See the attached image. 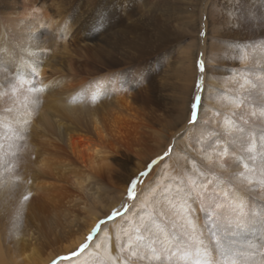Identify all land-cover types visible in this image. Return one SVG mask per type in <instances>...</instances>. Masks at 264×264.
<instances>
[{
	"label": "rangeland",
	"instance_id": "374dc122",
	"mask_svg": "<svg viewBox=\"0 0 264 264\" xmlns=\"http://www.w3.org/2000/svg\"><path fill=\"white\" fill-rule=\"evenodd\" d=\"M27 1L31 0H0V21L5 23L12 20L14 15L21 13L20 7ZM36 1L43 3L48 13L53 16L55 14L58 23H64L59 32L62 47L54 56L59 73L50 69L46 70L45 75L49 79L52 76L54 81L61 79V72L63 75L70 73L74 78L85 82L95 80L98 75L94 73L98 72L97 69L104 68L106 63L95 57V53L99 52L98 47L93 51L91 48L86 49V44L80 38L87 32H95L100 40L104 37L111 40L114 36L110 35L115 31L111 28L118 19L128 22V19L143 18L150 26L148 30L151 35L158 34L162 43L161 50L155 51L151 58L154 63L153 83H147L141 100L128 98L127 95L125 97L134 108L138 128L127 135L128 142L118 153L110 155L109 161L99 166L98 174L88 168L84 169L77 158L62 146L75 168L65 175V192L71 198H66L60 206L41 202L36 195L27 200L22 198L28 181L16 164L19 152L16 148L8 154L10 161L3 169L6 173L3 172L4 175L0 176L1 264H21L33 252L38 257L33 264L47 262L57 252L70 253L59 255L46 264H53L54 261L56 264H110L106 259L108 256L90 251L89 248L79 256H72L85 242L86 239L80 243L96 214H101L100 219H105L112 209H120L123 204L129 205L128 213L103 225L102 234L100 231L89 245L90 247L96 242L99 234L103 237L108 231H112L111 236L117 249L114 253L120 255L118 243L127 239L124 233L131 234L139 225L136 212L141 213V217H146L147 214L157 212L158 201L164 197H169L171 201L173 198L177 199L178 187L188 190V177L196 174L192 170H196L198 158L204 156L199 151L201 147H207L204 148L205 152H210L212 148L209 146L217 144L218 149L224 145L232 148L233 144L228 143L229 138L224 132L225 121L231 118L225 101L230 99L227 86H230L231 77L239 65L231 64L229 59L233 48H237L240 53L245 52L247 47L256 45L255 40L261 33L259 25L264 17V7L258 4L259 0ZM131 10L134 13L130 15ZM101 42L104 43L103 40ZM102 43L99 42L104 47ZM201 61L206 69L203 73L199 68ZM128 69L106 73V77L114 78L119 86L124 87L125 77L135 76L136 72V69ZM208 76L219 84L213 90L215 95L211 96L216 109L210 108L211 116L207 110L206 118L199 121ZM201 79L203 83L198 89L196 84ZM196 95H201L202 100L198 108L197 123L193 126L188 121ZM250 106L254 108L253 105ZM17 132L13 131L11 137L5 140L17 139V142ZM201 139L205 140L204 145L197 143ZM177 141L178 146L175 147ZM81 144L83 145V140ZM169 149V155L158 160L148 175L139 177V173L146 171L152 160L164 156ZM147 160L150 161L146 165ZM122 162H126L125 167L120 166ZM141 169L143 170L140 171ZM84 172L91 173L90 177ZM137 177L141 181L136 188L137 198L129 200L127 191L130 181ZM165 188L170 191L165 192ZM149 199L151 204L146 203ZM189 200L195 204L198 201L194 198ZM109 206L110 210L107 209ZM117 236L120 237L119 242Z\"/></svg>",
	"mask_w": 264,
	"mask_h": 264
},
{
	"label": "bare ground",
	"instance_id": "6f19581e",
	"mask_svg": "<svg viewBox=\"0 0 264 264\" xmlns=\"http://www.w3.org/2000/svg\"><path fill=\"white\" fill-rule=\"evenodd\" d=\"M258 4L264 7V0H259ZM20 10H22L21 13L14 15L12 20L5 23L0 21V176L6 173L3 169L10 161L8 154L16 148L19 150L16 164L28 181L22 196L30 193V197L39 196L41 202L60 206L66 198H71V195L65 192L67 183L65 175L75 170L73 162L68 160L62 146L77 158L84 169L88 168L89 171L98 174L99 166L106 164L110 155L118 153L128 142L127 135L138 128V118L134 108L125 97L127 95L128 98L141 100L147 83H153L154 63L151 58L155 51L161 50L162 43L158 34L151 35V31L148 30L150 26L143 18L128 19V22L118 19L111 28V30L115 29L110 35L114 36L111 40L104 37L102 39L104 43H102L95 32H87L80 38V41L86 44L84 46L86 49L91 48L93 51L95 47H98L99 52L95 53V57L106 63L104 68L97 69L98 72L94 73L98 75L95 80L85 82V80L74 78L70 73L63 75L61 72L60 75H63L60 76L61 79L54 81L52 76L49 79L45 75L46 70L50 69L59 73V68L54 63V56L55 52L62 47L59 32L64 23L63 21L58 23L55 20L57 18L55 14L53 16L48 13L44 4L37 3L36 0L27 1ZM132 13H134L133 10L130 11V15ZM259 26L261 33L255 40L256 45L253 44L254 46H249L245 52L240 53L237 52V48L232 49L229 60L231 64L237 63L239 66L231 77L230 86H227L230 99L225 101L227 113L231 119L239 120L242 115L250 122L245 125L246 130L253 131L257 136L264 127L259 99L256 97L245 99L239 108L236 107V103L237 98H244L247 95L245 89L241 87L245 84V80L255 82L264 77V17ZM99 42L105 46L102 47ZM222 64L227 65L225 62ZM125 68H131L134 71L136 69L135 76L125 77L127 86H119L114 78L107 79L106 73L111 74L112 71ZM17 76L29 83L20 88L16 97L11 98L9 81L15 83ZM207 79L199 121L206 118L207 110L208 115L211 116L210 108L216 109L211 96L215 95L213 90L219 87V84L217 85L209 76ZM32 86L42 88L43 91L29 93L27 89ZM4 93L9 95H3ZM26 97L29 101L35 100L38 103H28L25 107ZM253 112L256 113L255 116L252 115ZM24 121L28 123L25 124ZM21 128L24 130L23 140L19 139L17 142V139L5 140L11 137L13 131ZM229 142L230 139H228ZM176 146L178 141L175 143ZM231 146L232 148L228 147L229 154L223 158V169L218 165L210 164L205 156L198 158L199 162L195 168L204 172L207 177H211L213 173L221 177L223 183L218 190L222 189L229 193L227 199L220 198L223 206L218 210L221 214L222 226L226 230L229 251L224 256H220L213 250L212 257L217 264H231L233 260L236 264H260L264 259V188L255 184L258 177H253L254 186L251 188L247 183L241 184L235 178V174L243 169L236 159L241 155L238 145ZM222 148L220 146V149ZM188 151L191 152L190 149ZM216 159L213 153V161L215 162ZM149 161L147 160L146 165ZM125 164L126 162H122L120 166L125 167ZM77 171L81 170L77 169ZM192 171L195 173V170ZM84 173L90 177L91 173ZM176 195H178L177 199L173 198L171 204L163 209L166 216L161 218L157 215L158 221L153 225L152 233L145 234L148 240L155 241L153 246L158 251L162 248L168 249L165 256H171V252L177 250L171 237L173 233L181 234V225H185L184 231H188L187 219H192L197 225L199 232L202 233L201 239L204 244H210L209 233L204 227L205 214L199 210V201L195 204L188 199L185 205L184 200L178 198L179 192ZM149 201L151 200H147L146 203L151 204ZM237 204H242V213L234 207ZM182 205L183 213H181ZM107 209L110 210L111 206ZM156 211L157 214L161 211L160 205ZM135 214L138 215L137 222L140 224L141 213ZM100 217L101 214H96L92 219L80 243L87 238L90 229L95 226ZM173 225L176 227L174 228ZM101 234L89 247L90 251L100 252L104 256L110 254L115 264H120L122 255L114 253L117 249L114 238L111 236L112 231H108L103 237ZM181 238L186 237L181 234ZM183 251L188 253V260L181 259ZM183 251H178L177 256L171 257L170 264H194L197 258L195 243ZM200 251L202 252L203 249ZM69 253L57 252L51 259L54 260L59 255ZM35 256L33 252L26 262L21 264L36 263L38 257L35 258ZM51 259L40 264H46L52 261ZM136 264H147V262L137 261ZM153 264L158 262L154 261Z\"/></svg>",
	"mask_w": 264,
	"mask_h": 264
},
{
	"label": "snow or ice",
	"instance_id": "6c2138e0",
	"mask_svg": "<svg viewBox=\"0 0 264 264\" xmlns=\"http://www.w3.org/2000/svg\"><path fill=\"white\" fill-rule=\"evenodd\" d=\"M200 71L203 73L205 69V64L203 61L199 65ZM38 75V73H36ZM16 82L11 84V98L16 97L20 88L23 85L29 83V81L24 80L22 77L17 76L15 78ZM202 79L197 81L196 87L199 89L202 86ZM245 89L247 95L244 98H237L238 102L236 107L239 108L241 104L244 103L245 99H251L256 97L260 101V115L264 117V77L256 80L255 82L251 80H245V84L241 85ZM29 93H35L38 91H43L42 88H36L34 86L27 89ZM3 95H9V93H4ZM202 100L201 95H196L191 104V118L188 123L195 126L197 123L198 117V108ZM28 103L36 104L38 101L25 98L24 106L27 107ZM11 111V109H8ZM235 115V113H233ZM253 116L256 115L255 112L252 113ZM25 124L28 121H24ZM249 120L244 119L241 115L239 120H234L231 118L226 119L224 124L225 135L230 139V142L234 145H238L239 151L241 153L236 159L242 167V171H239L235 174V178L241 183H247L248 186H254L253 177H258L255 180V184H258L260 187L264 188V127L261 128L259 136H257L253 131L246 130L245 125H248ZM253 127H257L253 125ZM17 138L20 140L24 139V130L23 128L19 129L17 132ZM197 143L204 145L205 140L201 139ZM195 147V145L193 146ZM212 148L211 152H205L204 148L199 149L209 161L210 164H214L221 169L224 168L223 158L229 154L228 147L225 146L219 151V144L215 146H209ZM171 149L168 152L164 153V156L158 157L156 160H152L151 163L147 165V170L139 173V177H144L148 175V172L151 168L158 162L160 159H164L169 155ZM213 153L217 157L216 161H213ZM9 171L10 169H5ZM195 175L189 176L187 180V191L185 188L178 187V192L181 198L184 200V204H187L189 198H194V200L199 201L200 211L205 214L204 227L207 229L210 236V244L205 245L203 239H201L202 233L199 232L197 225L192 219H187L186 227L188 231H184L185 225H181V234L186 238H181V234L173 233L171 241L175 242V247L177 251L171 252V256H165V253L168 249L157 250L153 245L155 241L148 240L147 234H151L153 230V225L155 224V218L158 215L161 218L166 216L164 208L168 207L171 204L169 197H164V199L159 200L161 211L159 213L147 214L146 217H141V222L136 226L131 234L125 232L124 235L127 239L123 243H118L119 251L122 254V259L120 264H136L137 261L147 262V264H153V262H158V264H170L171 257L177 256L178 251H183L188 249L195 243L197 247V258L195 259L194 264H217L213 260L212 252L215 250L220 256H224L228 251L227 247V234L226 230L222 226L221 214L218 211L222 208V203L220 198L223 197L227 199L229 193L220 189V185L223 183L221 177L215 175L214 173L211 177L205 176V173L199 170H195ZM139 177L134 178L130 181L127 196L129 200H135L137 198V184L141 181ZM183 183V181H181ZM211 185V187H209ZM165 192H169V188H165ZM30 193L25 195L23 198L25 200L30 198ZM239 212H243L242 204H237L234 206ZM184 206H181V213H183ZM129 205L123 204L120 209L114 208L111 213L106 216L105 219H100L93 226L84 243H82L78 250L72 253V256H79L84 253L86 249L89 248L90 243L96 237V235L101 231L102 226L106 225L109 221L116 219L117 217H122L128 213ZM175 228L176 225H173ZM110 239V238H109ZM117 241H120V237L117 236ZM203 249L201 252L200 250ZM162 257H164L162 259ZM189 256L186 251H183L181 259L188 260ZM110 264H115L114 258L109 254L107 257ZM53 264H56L54 261ZM231 264H236L235 260L231 261ZM260 264H264V259L261 260Z\"/></svg>",
	"mask_w": 264,
	"mask_h": 264
}]
</instances>
